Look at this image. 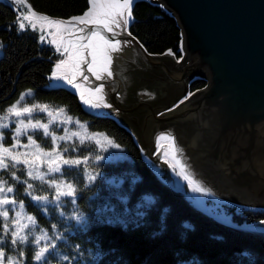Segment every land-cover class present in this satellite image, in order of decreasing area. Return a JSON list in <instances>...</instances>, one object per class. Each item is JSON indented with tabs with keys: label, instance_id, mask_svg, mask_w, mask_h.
Returning <instances> with one entry per match:
<instances>
[{
	"label": "trees",
	"instance_id": "1",
	"mask_svg": "<svg viewBox=\"0 0 264 264\" xmlns=\"http://www.w3.org/2000/svg\"><path fill=\"white\" fill-rule=\"evenodd\" d=\"M38 15L68 22L83 15L89 0H23ZM128 34L137 40L149 55L169 53L181 58V32L175 19L160 5L137 0L132 7ZM18 13L0 1V113L16 103L21 95L30 93L25 104L47 105L64 112L86 125L91 133L102 134L119 148L120 158L92 162L97 150L92 144L70 149L68 157L90 158L78 167H66L61 178L77 188L76 210L86 218L83 225L67 223L53 207L44 214L30 197L25 196L26 184H17L10 172L0 176L14 186L13 197L25 203L27 214L37 218L39 228L56 234V249L51 264H264V233L243 225L264 222V209L238 207L221 203L233 225L216 220L190 204L181 192L164 184L144 161L134 136L114 118L90 114L78 96L65 88H47L53 68L60 60L51 46L40 45L31 29L19 31ZM194 80L189 92L204 88ZM5 144L9 132L5 131ZM41 147L50 148L48 139L36 134ZM96 176L89 183L87 176ZM16 175L28 181L23 171ZM28 183H31L28 181ZM36 194L51 197L52 191L40 183ZM41 207V206H40ZM42 208V207H41ZM3 221L0 218V236ZM5 237L3 252L18 259L24 245H11ZM36 246L31 243L24 251V264H35L32 257ZM66 257L67 259H61Z\"/></svg>",
	"mask_w": 264,
	"mask_h": 264
},
{
	"label": "water",
	"instance_id": "2",
	"mask_svg": "<svg viewBox=\"0 0 264 264\" xmlns=\"http://www.w3.org/2000/svg\"><path fill=\"white\" fill-rule=\"evenodd\" d=\"M149 1L175 19L181 58L149 55L129 34L115 37L136 47L157 92L151 101L123 106L113 81L108 95L119 114L108 116L118 117L143 146L145 134L173 131L189 165L204 163V170H194L202 181L264 200V0ZM161 73L165 83L158 80ZM194 80L205 86L190 93ZM138 113L145 116L141 124L128 121Z\"/></svg>",
	"mask_w": 264,
	"mask_h": 264
},
{
	"label": "rangeland",
	"instance_id": "3",
	"mask_svg": "<svg viewBox=\"0 0 264 264\" xmlns=\"http://www.w3.org/2000/svg\"><path fill=\"white\" fill-rule=\"evenodd\" d=\"M1 2H4L6 4H9L12 6V8L18 13V17L21 16V14H27L28 13V8L25 7V2L22 0V2L17 5V3L14 2V0H0ZM137 0H132V5L133 3ZM131 5V7H132ZM90 8V4H89ZM88 8V9H89ZM88 11V10H87ZM86 11V12H87ZM85 14V13H84ZM78 16V17H83L84 16ZM75 17V18H78ZM125 18L127 16L125 15ZM18 20V19H17ZM132 21V17L130 19ZM57 21V20H54ZM62 22V21H60ZM70 22V23H69ZM32 23L35 25V30L31 26L28 25V21H25L26 24V29H31L34 32L37 33L38 35V41L40 45H47L51 46L53 50L59 55L60 60L56 62L53 72L56 71V65L59 64V62L62 61H67L66 64L60 69V75L66 77V79H52V74L49 78V83L47 85V88L52 89V88H65L73 93H75L78 96V99L84 108V110L90 114L97 115V116H108L109 113H111V109L103 108L102 103L100 101V96H106L107 93H110L115 90V85L112 84L113 81L117 82V92L121 88L123 89L125 93H129V91L124 89L121 85H123L120 81V78L115 76V79H112L111 77L109 79L113 80L105 87L99 85L95 86L94 83V77L97 75L102 68V64H104V57L105 55H117L120 52L119 51H112L111 49L107 48L106 45H104L103 41L97 37H92L90 33V28L93 26V23H78L76 19H71L68 22H63L64 27H61L59 29L50 27L47 25L46 22L40 21V20H33ZM123 23V21L120 22V26ZM18 30L19 29L18 23H17ZM87 27V30L85 28ZM103 27L101 26H95L94 29H98ZM25 29V30H26ZM43 29V31H41ZM79 29L85 30V34H80L82 31H79ZM93 29V28H92ZM120 29V28H119ZM105 30V29H104ZM88 31V32H87ZM94 31V30H93ZM107 33L108 31L105 30ZM57 33L55 36V41L56 43H53L54 37L51 35V33ZM99 32V31H98ZM101 36L105 37L106 39L107 36L104 35V33L99 32ZM41 35L45 36V40L41 41L40 37ZM85 36V37H84ZM86 38V39H85ZM91 38V39H88ZM70 42H74L73 44H70ZM90 45L89 47H81L82 45ZM57 46H59V51H57ZM65 48L68 49V51H65ZM89 53H94L96 55V63H93V56L90 55ZM167 55L169 53H166ZM171 55V54H169ZM2 56V47H0V57ZM132 60V59H131ZM132 61V65H133ZM61 63V62H60ZM89 65H92L93 70H89ZM102 71V70H101ZM126 74L129 73L131 74L130 77H132V80L134 82L133 85L136 84V87L139 89H144L148 90L154 94V92H157L156 90H152L151 85H146L142 84V82H138L139 77L137 74L138 71L135 66L131 67V65H127L125 67ZM108 77V76H107ZM119 79V80H118ZM71 80L72 83H68V81ZM119 81V82H118ZM129 85V84H128ZM99 89V91H97ZM31 93V92H30ZM122 94L123 95L125 94ZM27 94V93H26ZM24 95V94H23ZM120 95V94H119ZM28 95L25 96V98ZM117 99V98H116ZM134 99V98H133ZM122 100V99H121ZM131 100L132 99H127ZM124 102V101H123ZM129 103H123V106H129ZM24 106H28L25 104V100L21 102ZM98 105L97 107H93L92 105ZM31 107V106H28ZM49 108V107H48ZM109 108V107H108ZM50 110L53 111V117L55 119L54 123L49 124V130L52 133V135H55L58 139L56 140V143L53 144L51 136H45L43 134V130H38L37 132L33 133L31 130L29 131L28 135H31L34 139V136L36 134L41 135L43 138L48 139L50 143V148L45 149L41 147L45 152H51L52 153V158L54 159L57 154L61 155L64 159H73V160H80L82 163L81 164H86L90 161V158H85V159H75V158H70L68 157L70 149H74L76 146H80L83 144H92L96 150H97V156L95 158H92V162L97 163L100 161H106V160H115L120 158V152L119 148L117 146H113L114 144H109L108 141L109 139H105L106 137L102 134H97V133H91L88 131L87 127L85 124L78 122L76 119H73L72 117L68 116L65 112L59 113L58 109L54 108H49ZM131 115V114H130ZM34 117L40 118L41 123H48L50 119L48 114L46 112H35L33 113ZM111 116V115H109ZM66 117H70L71 120L70 122H64ZM23 119H26L25 117H22ZM118 123H121V120L115 118ZM10 121H15V117H10ZM129 122L133 123L132 116H129L128 118ZM133 125V124H132ZM17 127L16 123H9V126L7 128L0 129V133L3 134V140L0 141V143L3 144L4 147H9L11 148L13 144L16 143L15 141V128ZM5 131L9 132V138H10V143L5 144ZM72 133H77V136H73ZM150 134V135H149ZM149 135V136H148ZM174 135L175 139V133L173 131H167V132H161V133H156L155 135H151V133L145 134L144 135V141H145V146L142 145L139 139L135 136V140L140 146L141 149V154L146 162V164L149 166V168L154 172V174L157 175V177L168 187L181 192L185 199L198 208L200 211L203 213L208 214L212 218L219 220L225 224L228 225H233L230 217L225 213L222 207H220L221 203H227V204H233L238 207H245V208H253V209H261L264 208V200H257V199H249L245 195L246 193L240 194L236 193L234 190H225V189H220V186L215 188L214 186L208 185L205 181H202V185H199L201 188L200 191H196L195 189L197 188V185L194 183H188L183 178V175H176L175 172L173 171L174 166L177 171H179L178 167H176L175 162L172 160V146L173 143L171 141L172 136ZM59 137H65L64 140H60ZM160 137H165V139H160ZM83 141V143H81ZM176 141V140H175ZM28 143L27 136H21L20 137V144L24 145ZM37 143V142H36ZM151 143V145H150ZM40 145L39 143H37ZM183 149V146H180ZM67 149V151H65ZM28 149H25L23 147L14 149V152L19 151V152H24L27 151ZM188 157V156H187ZM31 159V157H29ZM99 158V159H97ZM45 160L47 158H44ZM165 160L168 161V163H165ZM199 165H191L193 170H204V163L202 162H197ZM9 165H11L12 161L8 160ZM56 163H60L61 169L63 171L64 168L68 167L67 165L62 164L61 161L57 160ZM172 165V166H170ZM35 166L40 168L41 172H47L48 171V165L47 163H41V161L37 160L35 163ZM55 166V165H53ZM20 169H23V173L26 175L27 180L31 183H40L39 180H30L28 178L27 172L28 169L25 165L20 164L17 166ZM13 171H15L13 169ZM195 172V171H194ZM62 173V172H61ZM61 173H53L51 176H46L45 179L52 181L53 179L56 180L57 183L60 181H63L64 183H67L61 178ZM202 178H204L203 175H201ZM206 179V178H205ZM203 179V180H205ZM202 180V179H201ZM48 187L47 184H42ZM217 185V184H215ZM9 185H6L7 187ZM49 188V187H48ZM219 188V189H218ZM50 191H52V195L49 198L50 203L41 205V207L44 209L43 213L45 214L48 209H52L53 207L55 210L58 212L60 217H63L67 223L69 222H74L75 225L77 224V221L73 219V217H76L78 215H82L76 210L75 204L71 203V200L73 199L72 197H61L62 201H65L66 203L60 207L56 206V202L53 199L55 196V188H49ZM13 193H8L7 196L8 198H14ZM252 198V197H250ZM35 203L34 201H32ZM19 203V202H18ZM4 207L11 208L12 205H5ZM20 209L17 208V211ZM23 212L26 215H29L26 213L25 210ZM63 212L64 215L61 216L60 213ZM16 213L13 211L9 212V218L15 217ZM83 216V215H82ZM84 217V216H83ZM3 221V217H0ZM21 223H27L26 219H21ZM244 228L250 229L253 231L261 232L264 233V222L252 224V225H243ZM14 230L12 225H9V235L10 232ZM25 231H28L27 229ZM39 228L35 231V235H39ZM53 233H49V236H52ZM11 239V237H10ZM30 241H32V237H29ZM45 243H48L47 241H41V245L43 246ZM51 243L55 244V239L51 241ZM35 245V243L33 242ZM36 246V245H35ZM50 251H55L50 250ZM10 256L6 255L4 253V264H7V260Z\"/></svg>",
	"mask_w": 264,
	"mask_h": 264
},
{
	"label": "snow or ice",
	"instance_id": "4",
	"mask_svg": "<svg viewBox=\"0 0 264 264\" xmlns=\"http://www.w3.org/2000/svg\"><path fill=\"white\" fill-rule=\"evenodd\" d=\"M17 5H19L22 0H14ZM90 8L87 12H85L83 17L74 18L78 23H95L98 25H102L103 28L107 31H112V25L119 26L120 22L123 21V25L126 28L129 20L132 17V0H89ZM25 7L28 8L27 14H21L18 17L17 23L19 29L24 31L26 29L25 21H28V25L35 30V25L32 23L33 20H40L44 21L50 27L54 28H61L64 27V23L60 21L51 20L47 16L40 15L38 16L30 6L25 4ZM125 15L127 18H125ZM70 23V22H69ZM43 31V29H41ZM79 31H83V29H79ZM57 33L53 32L51 35L54 37L53 43H56L55 36ZM92 37H97L103 41L104 45L107 48L111 49L112 51H119V42L112 43L105 37L101 36L98 31H92ZM41 41L45 40V36L41 35ZM91 39V38H88ZM90 45H82L81 47H89ZM2 47V45H0ZM57 51H59V46H57ZM67 52L68 49L65 48ZM93 56V63H96V55L94 53H89ZM106 67L101 69L102 71H107L108 75L111 76L112 73L110 71L111 65V57L105 55ZM67 61H62L61 63L56 65V71L52 74V79L60 80L66 79V77L60 75V69L66 64ZM89 70H93L92 65H89ZM99 79L100 76L97 75ZM68 83H72L71 80ZM99 91V89H97ZM30 95V92L24 95L16 101V103L9 106L6 110H3L0 113V129L7 128L9 123H16L17 127L15 128V141L16 143L12 145L11 148L4 147L2 143H0V172L5 170L10 172L11 178L17 184H26L27 187L25 189V196L30 197L31 201H34L38 210L43 211L44 209L41 208V205H45L50 203L48 196L46 195H38L34 189V185L28 183V181L22 180L20 177L16 175L17 171H23V169L18 168L17 166L23 164L27 167L28 178L30 180H39L41 184H47L49 188H55V196L54 200L56 202V206L60 207L64 205L66 202L61 200V197H72L71 203L75 204L76 200V193L77 188L71 183H64L60 181L59 183L56 182L55 179L49 181L45 179L46 176H51L53 173H61V165L60 163H56L57 160L61 161L62 164L67 165L69 168L71 167H78L82 162L80 160H73V159H64L61 155L57 154L56 157L52 158L51 152H45L40 145L36 143V140L33 139L31 135H28L29 131L31 130L33 133L37 132L38 130H43V134L45 136H51L53 144L56 143L58 139L55 135L49 130V124L54 123L55 119L53 117V111L48 108L47 105H40L35 104L31 107L24 106L21 102L25 100V96ZM93 107H97L98 105H92ZM104 107H108L107 104ZM46 112L48 116L52 119L49 120L48 123H41L40 118L34 117L33 113L35 112ZM59 113H63L64 109L61 108L58 110ZM10 117H15V121H10ZM25 117L26 119H23ZM71 118L66 117L64 122H70ZM73 136H77V133H72ZM27 136L28 143L27 144H20V137ZM60 140H64L65 137H59ZM107 139V138H105ZM160 139H165V137H160ZM3 140V134L0 133V141ZM83 143V141H81ZM109 144H112V141H108ZM115 147V145H113ZM23 147L28 149L24 152L16 151L14 149ZM67 151V149H65ZM179 149L175 147V143L173 141V159H177L179 155ZM31 157V159L29 158ZM44 158H47L46 160ZM99 159V158H97ZM8 160H11L12 163L9 165ZM39 160L41 163H47L48 171L41 172L40 168L35 166L36 161ZM165 163H168L165 160ZM179 163V161H178ZM55 165V166H53ZM172 166V165H170ZM173 167V171L176 175H183V178L188 181V183H194L191 179L189 173L187 172L185 166L180 164V171ZM13 169L15 171H13ZM62 174H70V173H62ZM89 183L95 181L96 176L89 174L87 176ZM8 181L0 176V217H3V235L0 236V246H4L6 244V239L9 235V225L11 224L14 230L10 232L11 235V245H24L25 248H21L18 252L19 259L15 256H10L7 260V264H24V251L27 247L30 246L31 243H35L36 249L34 250V255L32 257L35 264H51V257L53 255H57V253L50 251L56 249V244L51 243L53 239L60 240L62 239V235L56 234V225L52 227V236H49L48 231L43 228H39L37 224V218L32 215H26L23 210L25 207V203L23 200H20L19 203L18 197L19 193H16L15 198H8V193H13L15 190L14 186H7ZM196 191H200L201 188L197 185ZM5 205H12L11 208L4 207ZM17 208L20 210L17 211ZM13 211L16 213L15 217L9 218V212ZM61 216L64 215L63 212L60 213ZM21 219H26L27 223H21ZM77 221V224L83 225L86 223V218L82 215H78L73 217ZM39 228V235H35V231ZM28 231H25V230ZM29 237H32V241H30ZM41 241H47L43 246L41 245ZM4 252L2 248H0V264H4ZM61 259H67L66 257H62Z\"/></svg>",
	"mask_w": 264,
	"mask_h": 264
},
{
	"label": "crops",
	"instance_id": "5",
	"mask_svg": "<svg viewBox=\"0 0 264 264\" xmlns=\"http://www.w3.org/2000/svg\"><path fill=\"white\" fill-rule=\"evenodd\" d=\"M130 23H131V20H129L126 28L124 27L123 23L121 24V26L120 25L116 26L114 24V25H112V31H108V34H109V36H107L108 40L112 43L119 42V52H120L117 55H108L109 57H111V65L118 67L115 63H119V62L124 61L125 66H127V65H131V67L135 66L138 73H139V74H137L139 77L138 82H142V84H146L149 86L151 85V87H154L157 85V83L155 82V77H154L153 71H152V69L149 68L148 64L143 62V60L140 57V54H139L138 50L136 49V47L131 42H129L125 39H116L115 38V37H121V36H124L125 34H128V26ZM92 25L93 26H91V28H90V33L93 30L99 31L102 33L100 28H99V30L94 29L95 26L103 27L102 25H98L95 23H93ZM85 30H87V27L85 28ZM85 30H83L80 34H85ZM104 59H105V57H104ZM132 61H134L133 65H132ZM60 62H62V60ZM105 67H106V61L104 62V64H102V68H105ZM97 73H98L97 75H99L100 78L98 79L97 75H95V77L93 79L95 86L101 85V86L105 87L107 85V83L109 84L111 81H113V80L109 79L110 76L108 75L107 71H101L100 70ZM130 81H132V82H130ZM134 82H135V80L133 81L131 78V80H129L128 82H125L126 84L124 86V88H126V90L129 91L128 94H130V98L132 99V101H151L154 98V94H152L148 90V88H146L147 90L140 89V88L138 89L136 87V84L133 85ZM108 94L109 93H107L105 97L100 96L99 99L102 103L101 105L103 108L110 109V107H113V106L110 103ZM116 101L118 103H120L121 105H124V104H122V102H119L117 99H116ZM105 104H107L109 108L104 107ZM108 115H114V114L109 113ZM114 116H116V115H114Z\"/></svg>",
	"mask_w": 264,
	"mask_h": 264
},
{
	"label": "flooded vegetation",
	"instance_id": "6",
	"mask_svg": "<svg viewBox=\"0 0 264 264\" xmlns=\"http://www.w3.org/2000/svg\"><path fill=\"white\" fill-rule=\"evenodd\" d=\"M118 67H115L114 65H110V71H111V73H112V75L110 76L112 79H115V76L118 78H120V81H121V83L123 84V85H121L122 87H124L125 86V82H128L129 80H131V78L132 77H130L131 76V74H129V73H127L126 74V71H125V63H124V61L123 62H119V63H115ZM116 80V79H115ZM119 80V79H118ZM158 80H160V81H162L163 83H165L166 81H167V77L165 76V74L164 73H161V74H158ZM119 82V81H118ZM130 82H132V81H130ZM125 89V88H124ZM123 93H125L124 92V90L122 89L121 90V88L118 90V92H117V94H116V98H117V100L119 101V102H122V103H129L130 102V100H127V99H129L130 98V94H128V93H125L124 95H123V100H121L122 99V94ZM120 94V95H119ZM126 99H125V98ZM131 99V98H130ZM124 101V102H123ZM131 103H132V100H131ZM110 109H111V113H113L114 115H116V116H118V114H119V112L114 108V107H110ZM123 115V114H122ZM128 117H129V115H128ZM145 116L144 115H142V113H138L136 116H132V119H133V122H134V124H136V125H139V124H141V122H142V120H143V118H144ZM159 134V133H158Z\"/></svg>",
	"mask_w": 264,
	"mask_h": 264
},
{
	"label": "bare ground",
	"instance_id": "7",
	"mask_svg": "<svg viewBox=\"0 0 264 264\" xmlns=\"http://www.w3.org/2000/svg\"><path fill=\"white\" fill-rule=\"evenodd\" d=\"M74 42H70V44H73ZM60 63V62H59ZM174 135L172 136V139L171 141L175 143V147L177 149H179V155H178V158L177 159H173V146H172V153H171V156H172V160L175 162L176 164V167H178L179 171H180V164H183L187 170V172L189 173L191 179L194 181V184L196 185H202V180L196 176V174L194 173V170L192 169L191 165H189V162L186 158V155H185V152L184 150L176 143L175 139L173 138ZM173 144V143H171ZM179 161V163H178Z\"/></svg>",
	"mask_w": 264,
	"mask_h": 264
}]
</instances>
